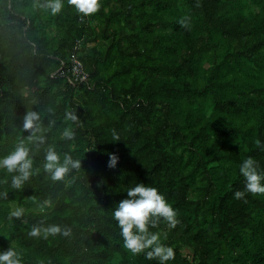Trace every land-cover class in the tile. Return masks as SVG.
Returning a JSON list of instances; mask_svg holds the SVG:
<instances>
[{"label":"trees","instance_id":"obj_1","mask_svg":"<svg viewBox=\"0 0 264 264\" xmlns=\"http://www.w3.org/2000/svg\"><path fill=\"white\" fill-rule=\"evenodd\" d=\"M62 2L54 15L47 0H0V157L23 140L33 159L21 189L0 169V251L21 264H160L127 249L112 218L143 182L176 210L174 228H149L174 251L166 264H264V193L234 196L244 159L264 171V0H99L88 16ZM76 59L90 82L74 79ZM49 147L81 168L53 181ZM51 224L70 235H28Z\"/></svg>","mask_w":264,"mask_h":264},{"label":"clouds","instance_id":"obj_2","mask_svg":"<svg viewBox=\"0 0 264 264\" xmlns=\"http://www.w3.org/2000/svg\"><path fill=\"white\" fill-rule=\"evenodd\" d=\"M68 3L74 6L78 14L88 16L98 11L100 8L99 0H68ZM48 9L52 14L61 12L63 8L62 0H47V3L39 5ZM182 27H188L187 19L178 21ZM74 118V117H70ZM41 117L37 111H26L23 116V129L30 131L32 137L40 131ZM65 140H72L74 133L70 129H65L62 133ZM44 137H40L43 142ZM112 140H120L119 136L113 134ZM118 157L115 154H109V167H115ZM33 159L30 149L21 140L13 150L6 156L0 157V169H5L8 173H16L11 177V187L21 189L32 174ZM43 168L53 181L64 178L65 174L73 169L81 168V159H74L70 154H65L63 159L54 148H47L44 155ZM241 176L245 181L244 191H236L235 198L240 199L245 192L253 194L264 193V171L259 169L257 161L249 156L244 159L239 168ZM127 196L120 200L112 210V218L117 222L120 228V235L123 238L124 246L133 254L144 252L145 249H151L145 253L146 258H158L160 264L174 258V251L158 240V235L149 231L150 227H156L158 221L163 219L168 227L174 228L178 223L176 210L165 199L164 195L157 188L146 185L143 182L137 183L127 189ZM23 214V209L17 208L10 213L11 217L19 218ZM43 233L46 238L49 235L62 234L68 236L71 233L70 228H61L60 225L51 224L47 227L34 225L29 231V236H39ZM0 264H21L15 251L11 248L0 251Z\"/></svg>","mask_w":264,"mask_h":264},{"label":"built area","instance_id":"obj_3","mask_svg":"<svg viewBox=\"0 0 264 264\" xmlns=\"http://www.w3.org/2000/svg\"><path fill=\"white\" fill-rule=\"evenodd\" d=\"M72 74L76 82H90V75L84 69L82 62L78 59L74 61Z\"/></svg>","mask_w":264,"mask_h":264}]
</instances>
